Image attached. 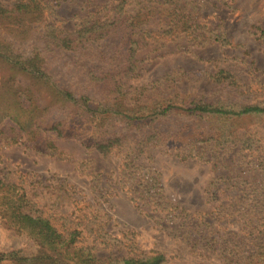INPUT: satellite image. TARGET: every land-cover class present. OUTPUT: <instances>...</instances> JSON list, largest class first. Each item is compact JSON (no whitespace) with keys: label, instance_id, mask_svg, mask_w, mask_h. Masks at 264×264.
Here are the masks:
<instances>
[{"label":"rangeland","instance_id":"obj_1","mask_svg":"<svg viewBox=\"0 0 264 264\" xmlns=\"http://www.w3.org/2000/svg\"><path fill=\"white\" fill-rule=\"evenodd\" d=\"M19 1L28 0L0 5ZM36 1L39 18L0 21V36L28 54L43 40L82 37L79 52H51V66L78 71L58 59L77 57L82 72L108 73L125 93L118 110L131 118L72 114L64 135L34 137L0 113V179L24 189L33 214L61 232L78 228L79 245L105 264L157 253L161 264H232L212 239L241 227L226 205L264 193V113L193 108L264 107V0ZM11 66L0 58V105L11 106L15 86L25 83L50 100L47 87ZM53 108L49 119L65 116ZM108 136L118 143L99 151L96 141ZM13 248L35 252L31 239L0 220V253Z\"/></svg>","mask_w":264,"mask_h":264},{"label":"trees","instance_id":"obj_2","mask_svg":"<svg viewBox=\"0 0 264 264\" xmlns=\"http://www.w3.org/2000/svg\"><path fill=\"white\" fill-rule=\"evenodd\" d=\"M37 8L36 0L19 1L11 8L0 5V21H10L19 16L30 19L35 15L39 18L40 12H37ZM140 23L141 19L134 18L131 24ZM82 43V37L77 39L71 34H64L55 40H43L40 44L42 47L34 46V52L28 54L27 51L22 50L20 42L6 40L0 36V58L11 64L16 71L27 74L39 89L43 86L47 87L49 92L46 93L50 97L49 101H45L42 95L32 93L26 83L20 87L15 86L13 103L11 106L0 105V113L9 115L22 131L34 137L46 130L64 135L69 128V118L72 114L95 121L102 118L97 113L102 110L100 114L106 115L111 112L131 118L129 114L118 110L125 93L120 89L117 81L110 80L108 73L100 76L91 72V74L82 72L81 68L86 64L80 63V58L77 57L58 59L63 67L78 71L68 69L65 72L51 66L49 60L51 52L62 50L79 52ZM128 64L130 67L129 60L125 64V69ZM119 66L118 61L116 68ZM110 98H114V102H110ZM92 101L98 104L97 109H93L90 105ZM57 105L64 109L65 116L51 120L47 114ZM113 107L117 108L113 109ZM172 107L173 105L169 104L157 113L164 114ZM193 109L201 113H217L227 117L264 113V107L259 105H249L234 110L221 105L197 102ZM118 141V138L110 139L108 136L102 141H96L95 146L99 151L107 152ZM258 189L264 190V183ZM30 205L31 202L24 189L0 179L1 222L18 233L25 234L35 246V252L32 253H24L21 248L2 252L0 262L11 260L14 264H105V260L79 245L81 231L78 228L61 232L49 218L33 214ZM219 206L223 207V204ZM225 208L227 216L242 219L241 227L237 231L223 234L218 231L217 240L212 239V241L218 244L219 251L225 254V258L232 264H264V193H257L248 203L243 201L239 204L230 203ZM207 223L212 229L213 227L217 229L213 223ZM164 260L165 256L157 253L145 258L126 257L122 259L121 264H161Z\"/></svg>","mask_w":264,"mask_h":264}]
</instances>
